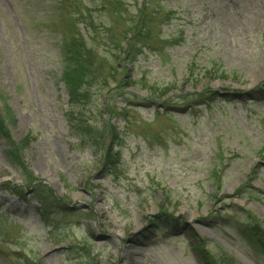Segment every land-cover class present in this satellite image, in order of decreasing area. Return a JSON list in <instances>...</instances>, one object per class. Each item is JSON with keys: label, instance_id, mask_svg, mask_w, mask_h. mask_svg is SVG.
<instances>
[{"label": "rangeland", "instance_id": "obj_1", "mask_svg": "<svg viewBox=\"0 0 264 264\" xmlns=\"http://www.w3.org/2000/svg\"><path fill=\"white\" fill-rule=\"evenodd\" d=\"M72 32L96 70L71 105ZM0 117L28 171L0 137V264H200L192 235L264 264V0H0Z\"/></svg>", "mask_w": 264, "mask_h": 264}, {"label": "trees", "instance_id": "obj_2", "mask_svg": "<svg viewBox=\"0 0 264 264\" xmlns=\"http://www.w3.org/2000/svg\"><path fill=\"white\" fill-rule=\"evenodd\" d=\"M72 15V14H70ZM68 40L64 42L63 50H62V58L64 61V67L62 71V80L65 84L66 91L68 93V102L72 105L74 103L83 104L87 99V93L85 91L86 86L92 81H94V78H90L93 73H95L96 68L94 67V57L92 56V50L90 47L87 46L85 43L86 41L80 36L79 32H72L69 34ZM65 41V40H64ZM130 52L129 43L127 45V51L126 54ZM91 79H93L91 81ZM207 97L210 99H214L217 97V92L210 90L209 92L206 91ZM76 121V122H75ZM73 127L76 128L75 131L77 133V136H79L81 139H86V134L89 129V126L84 121L83 117L75 118L74 122L72 123ZM107 132L111 138L115 139L118 138V131L116 127H110L107 129ZM92 133H95V135L98 137L99 141L102 139V132L96 129L92 130ZM91 133V134H92ZM0 137L5 139L6 144L8 146L7 149V156L9 157L13 168L17 170H25V173H27V166L22 160L20 156V151L23 148V144H16L12 139L9 133L7 132L5 126L3 125L2 118L0 117ZM114 152V151H113ZM111 152V146L110 150L107 152V154L104 155V159L107 162V164L112 163L114 158L116 160L113 162V164L118 162V152ZM27 171V172H26ZM33 180L32 178L29 180L31 183ZM1 185L8 191H11L15 193L14 185L10 182H3ZM34 192H36V198H38L43 203L44 210L48 208H53L56 205H59V202H57V197L54 196V193L52 190L45 185L38 183L34 186L33 189ZM160 211L161 213L154 216L160 220V227L166 228L168 226V223L172 220H176L177 217H174L170 214L167 210H165L164 206L160 204ZM167 218V219H165ZM179 219V218H178ZM177 219L176 223H172L171 225L174 227H179V220ZM192 235V234H191ZM194 236V237H193ZM193 240H191V243L193 244L192 249L194 251V254L200 264H240L237 261H234L233 259L226 256L223 252H218L213 254L212 252L206 251L204 248V243L198 238L195 237V235H192ZM250 237L260 246V249L264 253V233L259 228H254L251 230Z\"/></svg>", "mask_w": 264, "mask_h": 264}]
</instances>
